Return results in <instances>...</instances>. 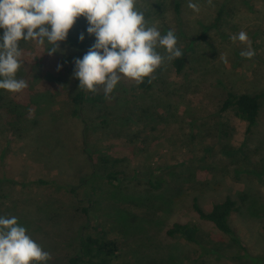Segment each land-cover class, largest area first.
<instances>
[{
    "label": "rangeland",
    "instance_id": "374dc122",
    "mask_svg": "<svg viewBox=\"0 0 264 264\" xmlns=\"http://www.w3.org/2000/svg\"><path fill=\"white\" fill-rule=\"evenodd\" d=\"M212 5L138 0L149 24L177 35L186 61L181 72L174 60L165 62L153 73L152 88L122 107L115 99L128 98L126 92L137 84L124 77L107 107H84L74 115L71 98L79 85L72 76L74 53L60 46L63 54L50 55L47 42L21 41L24 63L17 78L28 87L20 93L6 90L5 98L28 109L22 125L11 131L0 102V175L5 171L13 178L0 182V216L18 218L51 254L47 264H67L87 232L116 243L110 264H264V0H212ZM87 27L81 16L72 30L92 45L95 36ZM242 30L249 42H233L230 37ZM249 43L252 59L240 56ZM158 51L166 55L163 48ZM228 89L259 95V116L250 133L231 110L221 111ZM35 93L46 96L32 103ZM104 111L110 121L99 127ZM127 114L134 121L126 120ZM94 164L125 173L120 190L127 198L102 200L88 221L82 208L90 195L79 183ZM150 173L166 181L153 189ZM226 196L235 201L229 222L242 245L192 208L194 198L208 211ZM175 222L195 223L197 243L168 236Z\"/></svg>",
    "mask_w": 264,
    "mask_h": 264
},
{
    "label": "clouds",
    "instance_id": "9594fccd",
    "mask_svg": "<svg viewBox=\"0 0 264 264\" xmlns=\"http://www.w3.org/2000/svg\"><path fill=\"white\" fill-rule=\"evenodd\" d=\"M207 2L214 6L212 0ZM188 6L200 10L195 3ZM81 16L88 21L87 33L95 36V42L82 58H74L72 76L79 80L80 89L96 93L102 87L108 98L122 77L142 83L165 62L184 54L173 31L162 34L155 24H149L138 0H0V28L4 30L0 36V89L20 93L28 87L25 79L17 78L24 63L21 41L40 46L47 42L46 52L63 54L60 42L66 41ZM230 38L249 42L243 30ZM79 39L84 40V33ZM240 56H255L250 43ZM49 260L51 254L27 234L17 217L0 216V264H47Z\"/></svg>",
    "mask_w": 264,
    "mask_h": 264
},
{
    "label": "trees",
    "instance_id": "16d2710c",
    "mask_svg": "<svg viewBox=\"0 0 264 264\" xmlns=\"http://www.w3.org/2000/svg\"><path fill=\"white\" fill-rule=\"evenodd\" d=\"M223 9L220 8L217 12V19L222 15ZM1 36V35H0ZM60 46L67 48L74 53V58H82L83 55L91 47L90 43L86 38L83 41L79 39V35H76L72 28L69 30L68 37L66 41L60 42ZM49 47V46H48ZM184 53V52H183ZM185 53L182 57L174 59L173 64L177 72H181L185 64ZM74 70V63H73ZM18 76V73H17ZM79 82V80L77 79ZM153 86L152 77H145L142 83H137L132 86L126 92L128 98L117 97L115 99V104L118 107L127 105V100L135 98L139 93H144L149 91ZM102 87H98L96 93L86 91L78 88L71 98V103L74 106L72 113L77 115L79 110L84 107L102 109L107 107V101L109 99L105 98ZM6 90L0 89V102L4 109L9 113V120L5 122L6 128L11 131L18 129L20 125L24 122L23 118L26 115V110L28 109L27 104L15 101L12 98H5ZM45 94L35 93L31 98L32 103H38L40 100H44ZM121 99L123 101H121ZM126 100V101H124ZM231 110L234 115L246 122V131L250 133L252 129L257 124V119L260 111L259 95L251 94L247 92H235L231 89L226 91L224 100L221 104V111ZM101 119L97 123L100 125L107 126L110 121L109 114L104 111L100 115ZM126 120L134 121L132 114L126 115ZM89 158L94 159L90 152H88ZM100 152L97 151V155ZM99 159L107 162L104 155H99ZM116 161L117 159H112ZM157 172L158 169L156 168ZM0 175V182L12 181L13 178L7 176L5 171ZM125 179V173L121 171L104 169L100 170V166L97 167L96 164L93 165L92 170L84 178L81 179L79 187L84 189L89 193V205L82 208L83 213L87 216L88 221L90 220V212L92 208L100 204L102 200L113 198L118 196L122 199L127 198V194L121 189L122 181ZM166 179L163 180L162 176L158 173H150L148 179V185L155 189L164 183ZM109 185V186H107ZM107 186V187H106ZM119 188V189H117ZM71 192H75V188L70 187ZM235 201L230 197L226 196L223 200L217 201L212 204V207L205 211L197 202V198H194L192 203V208L196 212L197 216L202 219L209 221L212 225L218 229L223 234L227 235L232 241L242 245L235 230L231 227L229 222V217L234 209ZM125 215L120 219L124 221ZM18 224L21 225L20 222ZM22 226V225H21ZM168 236L179 235L183 237L186 241L197 243L199 227L195 223L190 222H175L167 230ZM243 247V246H242ZM117 250L116 243L107 239L104 236L94 234L92 232L83 233L78 238L77 247L73 254H71L67 259V264H110L113 257L115 256Z\"/></svg>",
    "mask_w": 264,
    "mask_h": 264
}]
</instances>
